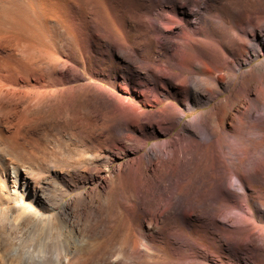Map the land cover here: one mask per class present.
Listing matches in <instances>:
<instances>
[{"label": "bare ground", "instance_id": "6f19581e", "mask_svg": "<svg viewBox=\"0 0 264 264\" xmlns=\"http://www.w3.org/2000/svg\"><path fill=\"white\" fill-rule=\"evenodd\" d=\"M195 1L0 0V264H264V0ZM62 112L96 154L22 166Z\"/></svg>", "mask_w": 264, "mask_h": 264}, {"label": "rangeland", "instance_id": "374dc122", "mask_svg": "<svg viewBox=\"0 0 264 264\" xmlns=\"http://www.w3.org/2000/svg\"><path fill=\"white\" fill-rule=\"evenodd\" d=\"M202 7H203L202 0H196L194 3V6H192L191 8H193L194 10H197L198 13H200L201 11L203 12ZM102 84L104 87L108 88L112 92L119 94L121 97L127 98L129 100H133V97L131 95H129L127 92L120 91V89L118 90V89H115L113 87H108V85L106 83H102ZM204 108L205 107H198L191 112L185 111V116L182 118L180 123L174 128L173 131L178 130L185 120L191 118L193 115H195V113L197 111L204 109ZM143 109L150 110V109H153V107L146 106V107H143ZM65 115H66V117H65ZM63 119H65V120H63ZM69 119H70V117L67 116V114L65 112H62L58 118V122L53 127H49L48 131L46 130L47 131L46 132L47 135L45 136L46 147L42 151L44 153L42 154V152H40L38 154L37 159L34 160L35 162L34 161H32V162L28 161L27 162L26 161V162L22 163L21 165L22 166H28L29 165V166L33 167L35 164L38 163L37 167L35 166L36 168H38V166L41 164H45V165H51L56 169H63V170L64 169L67 170V169L74 167V166H77V165H81V166L86 165V163H87L86 159L88 157H91L92 155L96 154V146H95V144L93 146L91 145V147L83 146L82 142H83L85 135L82 133H79L78 130L77 131L74 130L73 125ZM64 121H66V123H64ZM29 132H30V130H29ZM32 132L33 131H31L30 133H32ZM203 137H205V135H203ZM164 138L165 137L163 135H159L158 137L149 140L146 147L151 146V144H153L154 142L159 141V140L161 141ZM123 160H124V158H119V157L115 158L114 162L112 163V166L116 165L117 163H119ZM39 171H40L39 175H42L43 172L41 170H39ZM110 171H111V169H110ZM111 174L113 175L114 173L111 172ZM230 182L232 184L237 183L234 176L227 177V179L225 180V185L227 183H230ZM91 185H92L91 183H87L85 185H81V188L78 190L69 191L68 193L66 192V194L61 197L58 208L61 209L66 201H68L70 198H72L75 194H77L81 190H86V189L90 188ZM234 188L236 190H238L237 184L234 186ZM57 198H54L53 200L57 201ZM7 209H8V211H7ZM35 209L37 210L36 207H35ZM18 213H19V211L14 207V202H12L11 200L0 205V249L1 250H6L7 248L10 249L12 244L14 242H16L12 239V237L15 234H13L11 230L15 229V228H13V223L16 222V219L19 216ZM26 222H27V226L25 227V229H32L34 226L35 227L37 226L38 229L39 228L44 229L39 224H36L35 221L32 220L31 218H26ZM9 224H12L11 229H10ZM122 225L123 224H122V221L120 219H115L111 222V229H125L128 224L126 223L125 228H122ZM37 227H36V229H37ZM33 229H35V228H33ZM20 242H21L20 245H23V246L36 243L35 240L34 241H32L31 239L29 240L28 236H24V237L22 236ZM16 243H19V242L17 241ZM1 247H3V248H1Z\"/></svg>", "mask_w": 264, "mask_h": 264}]
</instances>
